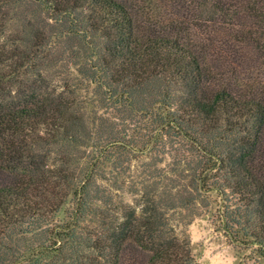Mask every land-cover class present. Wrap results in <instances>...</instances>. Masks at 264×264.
Returning <instances> with one entry per match:
<instances>
[{
	"label": "trees",
	"instance_id": "obj_1",
	"mask_svg": "<svg viewBox=\"0 0 264 264\" xmlns=\"http://www.w3.org/2000/svg\"><path fill=\"white\" fill-rule=\"evenodd\" d=\"M212 191L264 259V0H0V264H195Z\"/></svg>",
	"mask_w": 264,
	"mask_h": 264
},
{
	"label": "rangeland",
	"instance_id": "obj_2",
	"mask_svg": "<svg viewBox=\"0 0 264 264\" xmlns=\"http://www.w3.org/2000/svg\"><path fill=\"white\" fill-rule=\"evenodd\" d=\"M133 196L126 194L124 200L133 203ZM209 206L196 204L187 209L170 213L172 224L178 235L191 243L195 264H264V259L256 253L254 246L231 243L220 231L218 213L222 201L215 191L207 195ZM70 204L56 216V222H62Z\"/></svg>",
	"mask_w": 264,
	"mask_h": 264
}]
</instances>
